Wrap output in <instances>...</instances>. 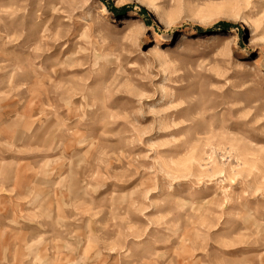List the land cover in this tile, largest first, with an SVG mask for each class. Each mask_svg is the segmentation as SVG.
Returning a JSON list of instances; mask_svg holds the SVG:
<instances>
[{
    "label": "rangeland",
    "instance_id": "rangeland-1",
    "mask_svg": "<svg viewBox=\"0 0 264 264\" xmlns=\"http://www.w3.org/2000/svg\"><path fill=\"white\" fill-rule=\"evenodd\" d=\"M0 264H264V0H0Z\"/></svg>",
    "mask_w": 264,
    "mask_h": 264
},
{
    "label": "bare ground",
    "instance_id": "bare-ground-1",
    "mask_svg": "<svg viewBox=\"0 0 264 264\" xmlns=\"http://www.w3.org/2000/svg\"><path fill=\"white\" fill-rule=\"evenodd\" d=\"M161 11V7L159 5H155L152 7V12L159 13Z\"/></svg>",
    "mask_w": 264,
    "mask_h": 264
}]
</instances>
